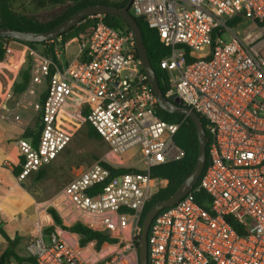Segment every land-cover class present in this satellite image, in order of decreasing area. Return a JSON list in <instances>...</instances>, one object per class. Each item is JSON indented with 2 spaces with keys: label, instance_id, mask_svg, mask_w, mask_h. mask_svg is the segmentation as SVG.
I'll list each match as a JSON object with an SVG mask.
<instances>
[{
  "label": "built area",
  "instance_id": "obj_1",
  "mask_svg": "<svg viewBox=\"0 0 264 264\" xmlns=\"http://www.w3.org/2000/svg\"><path fill=\"white\" fill-rule=\"evenodd\" d=\"M130 13L143 16L170 49L160 62L171 82L165 96L203 116L211 136L197 188L153 220L149 264H264V0H133ZM103 17H89L93 24L77 38L79 55L63 68L61 38L52 42L55 60L24 45L33 64L22 96L0 85L2 117L17 121L31 90L48 82L37 144L31 137L17 141L20 180L68 147L73 132L62 111L70 105L71 117L88 108L81 117L115 156L139 147L144 164L143 172L114 176L111 168L118 165L105 156L38 203L36 235L27 246L35 264H139L140 216L157 192L150 171L185 156L174 141L179 125L157 113L134 34L108 26ZM10 71L16 78L20 66ZM199 191L209 196V210L196 202ZM50 210L67 225L81 223L116 241L81 246Z\"/></svg>",
  "mask_w": 264,
  "mask_h": 264
},
{
  "label": "trees",
  "instance_id": "obj_2",
  "mask_svg": "<svg viewBox=\"0 0 264 264\" xmlns=\"http://www.w3.org/2000/svg\"><path fill=\"white\" fill-rule=\"evenodd\" d=\"M51 5L61 6L62 12L47 22H39L32 18L26 17L24 15H20L16 13L12 9L13 0H0V27L27 31V32H43L49 29L54 28L59 25L67 18L72 16L77 11L87 7L89 5L94 4H106L115 6L118 8H124L129 0H125L120 4H113L107 0H48ZM104 22L123 33L131 32L130 27L127 23L121 19L120 17H114L111 15H105L103 17ZM94 21L89 18L82 20L79 24L74 26L68 32L60 35L58 38L62 39L63 45L69 42L72 39L78 38L79 35L89 28ZM138 24L141 28L142 38L144 46L147 50L148 56L150 58L151 64L158 76V80L160 83V88L164 95L168 92L171 86L170 77L167 71L161 69L160 62L162 59L166 58L170 54V49L167 48L160 39L159 33L156 29L149 27L145 20L138 21ZM53 41L56 39L42 42V43H24L12 38H0V63H4L7 61L8 54V45L12 42L19 43L22 45L30 46L33 49H36L39 46L44 48L43 53L47 56H51L55 60V56L53 55L54 44ZM27 67L25 69H20L17 79L15 80L12 90L14 95L20 97L22 96L30 87L32 80V57L27 55ZM191 60V58H189ZM32 61V62H31ZM53 73V69L51 71ZM47 97V88L42 93L40 97V103L43 105L45 99ZM157 113L161 119L169 124L179 125L178 132L174 136L175 143L185 152V156L182 160L177 162H168L157 167H154L150 171L151 182L157 188V192L153 195L151 200L145 205L141 216H140V226L143 225V220L150 210V208L161 200H166L171 197L175 191L180 187V185L184 182V180L191 174L194 170L198 154H199V140L197 135V129L194 122L185 115L181 113H169L163 109H161L157 105ZM88 114V108H85L81 116L85 118ZM200 120L204 125L206 136H207V148L209 147V143L211 140L210 133L207 130V120L201 116ZM41 117L42 110L40 111L38 124L39 132L37 135H33L32 132H27L26 137H32L34 143L37 144L39 135L41 132ZM87 131L89 135L98 140H103L101 136L98 134L96 129L87 122ZM104 141V140H103ZM207 166V164H206ZM112 175L117 176L125 173H140L142 170L138 169H119V168H111ZM200 182V181H199ZM199 182L196 184V188L199 185ZM195 200L196 202L202 206L204 209H210V198L204 191L195 192ZM51 215L54 218L56 225L61 227L63 230L73 233L79 237V243L81 246H85L90 242H95L96 246L100 248L105 243H113L116 239L110 237L109 235L90 229L84 226L81 223H76L73 225L65 224L62 219L57 215L54 210H50ZM228 222L232 225V227L239 233L243 234V230L238 227L235 223H233L230 219ZM139 237L136 239L135 246L138 247ZM11 257H15L14 253L11 250H8L1 258L0 264H6L10 261ZM16 258V257H15ZM17 259V258H16Z\"/></svg>",
  "mask_w": 264,
  "mask_h": 264
},
{
  "label": "crops",
  "instance_id": "obj_3",
  "mask_svg": "<svg viewBox=\"0 0 264 264\" xmlns=\"http://www.w3.org/2000/svg\"><path fill=\"white\" fill-rule=\"evenodd\" d=\"M78 55L79 42L75 38L66 43L63 62L60 61L61 68L75 60ZM0 67H5V70L11 72L10 68L14 66L7 61L0 63ZM16 78L13 75L8 85L13 87ZM70 107L71 105L63 109L62 116L72 121L75 117L67 114ZM27 108L26 105L17 112L19 116L17 121L4 119L0 111V258L11 250L17 259L11 257L8 263L16 264H35L34 259L27 252V246L36 235V205L42 203L45 197L52 195V198L55 197L63 187L55 185L56 189L45 193L46 195H42L37 190L46 188L52 184L51 181L55 179L58 181L61 178H64L62 185L65 186L81 172L76 174L71 161L65 160L61 153L56 160L39 172L32 173L26 179H19L23 157L17 141L26 137L27 132L32 131ZM64 123L69 126L68 122ZM38 195L41 196L40 199Z\"/></svg>",
  "mask_w": 264,
  "mask_h": 264
},
{
  "label": "water",
  "instance_id": "obj_4",
  "mask_svg": "<svg viewBox=\"0 0 264 264\" xmlns=\"http://www.w3.org/2000/svg\"><path fill=\"white\" fill-rule=\"evenodd\" d=\"M132 2L133 0H129L128 4L124 8H118L106 4L89 5L77 11L54 28L43 32H27L0 27V38H12L24 43H42L58 38L60 35L68 32L86 18L97 15H111L114 17H120L127 23L131 32L135 36L137 52L139 58L142 61L144 72L156 97L158 106L169 113H181L186 117H189L194 122L199 140V154L194 170L171 197L154 204L147 212L143 220L142 232L138 241V261L139 264H149L148 237L153 220L161 211L177 204L189 192H191V190L199 182L207 164V136L204 125L200 120V116L195 111L183 106L181 100L178 97H166L163 94L160 88L158 76L151 64L147 50L144 46L141 28L138 24V21L144 20V17L132 16L130 13Z\"/></svg>",
  "mask_w": 264,
  "mask_h": 264
},
{
  "label": "rangeland",
  "instance_id": "obj_5",
  "mask_svg": "<svg viewBox=\"0 0 264 264\" xmlns=\"http://www.w3.org/2000/svg\"><path fill=\"white\" fill-rule=\"evenodd\" d=\"M107 1L113 4H120L125 0ZM12 9L20 15H24L39 22L50 21L62 12L61 6L51 5L48 0H13ZM9 45L10 51H8L7 54V61L12 66H20V69L22 67V69H25L28 64V58H26L27 54L24 52V45L15 42L10 43ZM36 50L44 54V48L42 46L37 47ZM63 58L64 57L62 56L61 62H63ZM25 60L27 61L25 62ZM12 78L13 74L11 72L0 67V85L7 87L9 84L8 82ZM47 86V80L42 79L41 83L35 85V88L32 89L31 93L26 97L25 103L28 106L27 110L30 113L28 118L29 121L32 122L31 132L33 135H37L39 132L38 124L40 123L39 115L41 111L40 97L46 90ZM68 124L72 128L73 137L72 141L61 155L65 158V160L71 161V165L73 166L76 174L105 156L111 159L113 163L117 164L119 169H144L139 147H133L120 157H117L111 152L110 147L105 141L98 140L89 135L87 131V121L83 120L81 115L76 116L72 121H68ZM63 182L64 178H61L58 181L55 179L54 181H51L54 186L49 184L48 187L37 191L41 192L42 195H46L45 193L52 192L56 189L55 185H58L60 188L64 187L62 185ZM52 196L45 197L46 199H43V202L44 200L49 201ZM39 197L41 198V196L38 195V198Z\"/></svg>",
  "mask_w": 264,
  "mask_h": 264
}]
</instances>
